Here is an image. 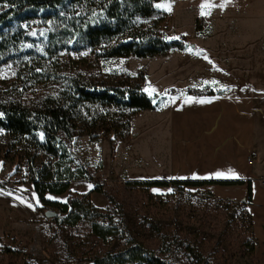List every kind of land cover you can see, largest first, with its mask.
I'll return each instance as SVG.
<instances>
[{
  "label": "rangeland",
  "instance_id": "374dc122",
  "mask_svg": "<svg viewBox=\"0 0 264 264\" xmlns=\"http://www.w3.org/2000/svg\"><path fill=\"white\" fill-rule=\"evenodd\" d=\"M208 2L155 3L157 11L168 17L160 26L164 37L179 40L183 48L149 58L96 61L89 49L51 51L48 37L57 35L59 24L41 14L5 27L0 39L10 52L9 61L0 68V104L39 110L62 107L71 112L79 134L55 139L59 153L67 152L61 169L82 176L79 183L84 186L101 188L91 202L105 215L94 218L104 228V238L98 240L90 224L65 225L66 214L58 207H46L48 215L58 216L55 222L33 205L17 203L12 190L26 196L31 189L25 157L33 154L42 159L44 140L41 134L21 136L0 128V184L7 185L6 190L0 188V264H92V259L135 245L171 264H264V230H254L253 199H247V192H238L236 187L242 185L229 186L234 191L228 197L217 192L215 186L219 185L176 190L150 187L143 180L126 177L117 170L124 160L119 154L116 159V149L130 135L112 148L116 135L99 138L97 132L114 121H125L131 111L123 105L112 108L105 102L82 100L74 87L75 82L110 83L144 75L143 91L148 96L173 99L175 108H182L188 101L191 107L193 100L197 106H206L199 101L230 98L258 83L264 86V0H210L215 6L203 9L208 14L201 15V5ZM12 5V0H0V15ZM137 25L149 26L150 21L138 20ZM195 86L215 94L191 97L186 89ZM170 90L178 93L169 95ZM142 113L130 121L142 118ZM57 157L54 165H63L60 155ZM126 161L128 171L142 172ZM46 198L56 199L52 194ZM39 206H43L40 201Z\"/></svg>",
  "mask_w": 264,
  "mask_h": 264
},
{
  "label": "trees",
  "instance_id": "16d2710c",
  "mask_svg": "<svg viewBox=\"0 0 264 264\" xmlns=\"http://www.w3.org/2000/svg\"><path fill=\"white\" fill-rule=\"evenodd\" d=\"M160 0H12L10 9L0 15V36L5 27L14 21L25 22L35 16L42 15L46 19L58 21L57 35H49L48 49L54 52L71 49L80 52L89 49L96 61L112 58H149L164 56L170 50L182 49L179 40L166 39L160 26L167 23L168 17L157 11L155 3ZM74 7L73 11L69 10ZM150 21V25H137V21ZM9 48L0 39V68L9 61ZM126 78V79H125ZM144 75L138 78L122 77L110 83L75 82V91L79 98L90 102H105L112 108L124 106L131 113L125 121H114L110 127L114 129L112 148L116 141L125 140L130 135V123L133 116L144 110L154 108L153 100L143 91ZM176 95L177 90L166 92ZM186 93L194 98L213 97L214 92L205 88H188ZM0 128L21 136L42 135L43 158L38 160L33 154L25 157L28 178L33 184L43 206L37 210L47 213V206H55L66 214L65 225L76 226L90 224V231L98 240L104 238L103 226L94 220L105 215L101 208L91 202V193H101L96 184L89 193L69 191L73 175L69 168L61 169L66 163L67 152L56 148L54 142L60 135L71 139L79 134L72 122L69 110L58 107L55 109H27L19 105L0 104ZM60 155L63 165H54ZM53 157V160H49ZM150 187L171 186L178 188L200 187L206 185L235 186L246 185L248 200H252V184L244 180H170L143 181ZM7 185L0 184L4 189ZM8 189V188H7ZM6 190V189H4ZM69 191L65 203L47 200V194L61 195ZM106 195L105 193H103ZM58 221V216L52 218ZM151 227H156L150 223ZM92 264H171L148 251L142 245L126 248L122 251L109 253L99 259L90 260Z\"/></svg>",
  "mask_w": 264,
  "mask_h": 264
},
{
  "label": "crops",
  "instance_id": "0c3cea01",
  "mask_svg": "<svg viewBox=\"0 0 264 264\" xmlns=\"http://www.w3.org/2000/svg\"><path fill=\"white\" fill-rule=\"evenodd\" d=\"M152 100L154 108L141 111L144 116L131 121L130 139L118 143L116 159L119 154L124 165L117 170L138 181H250L254 230H264V86L258 83L254 88L235 92L230 98L199 101L206 102V106H197L193 100L194 107L188 101V106L175 108L173 99L153 97ZM126 158L130 167H140L142 172L128 171ZM230 172L235 173V178L217 176L221 173L227 177ZM81 177L71 179L69 191L93 190L90 184L79 183ZM28 185L31 189L26 196L15 190L11 194L17 203L33 205L37 210L40 199L33 184L28 182ZM215 187L217 192L232 197L229 193L234 190L229 186ZM236 189L244 193L246 185ZM68 194H52L56 199L45 198L50 201L64 198L54 201L62 203ZM92 195L94 199L99 196L97 192Z\"/></svg>",
  "mask_w": 264,
  "mask_h": 264
},
{
  "label": "snow or ice",
  "instance_id": "6c2138e0",
  "mask_svg": "<svg viewBox=\"0 0 264 264\" xmlns=\"http://www.w3.org/2000/svg\"><path fill=\"white\" fill-rule=\"evenodd\" d=\"M214 6H215V5L212 4V3L210 2V0H209L208 3L202 4V5H201V7H202L201 15H206V14H208V13H206L205 11H203V9H205V8H211V7H214ZM172 39H178V37H173ZM151 91H155V89H152ZM217 176H218V177H223V178H235V173H231V172H230V173H229V176H227V177H224L223 174L218 173Z\"/></svg>",
  "mask_w": 264,
  "mask_h": 264
},
{
  "label": "built area",
  "instance_id": "2783aa9c",
  "mask_svg": "<svg viewBox=\"0 0 264 264\" xmlns=\"http://www.w3.org/2000/svg\"><path fill=\"white\" fill-rule=\"evenodd\" d=\"M113 135H114V129H112L111 127H108L106 129H100L97 132V136L99 138L111 139L113 137ZM51 159H53V157H51ZM19 173H20V171H19Z\"/></svg>",
  "mask_w": 264,
  "mask_h": 264
},
{
  "label": "bare ground",
  "instance_id": "6f19581e",
  "mask_svg": "<svg viewBox=\"0 0 264 264\" xmlns=\"http://www.w3.org/2000/svg\"><path fill=\"white\" fill-rule=\"evenodd\" d=\"M49 160H53V159H51V157H49ZM20 170H21V169H20ZM20 170H19V171H20ZM20 172L22 173V171H20ZM68 192H69V191H68ZM71 192H73V191H71ZM90 192H92V191H90ZM88 193H89V192H88ZM92 193H93V192H92ZM92 193H91V194H92ZM38 207H39V206H38ZM38 212H39V211H38ZM39 213H41V212H39ZM48 213H49V212L47 211L46 215H48ZM55 216H57V215L54 213V216H51V218H53V217H55Z\"/></svg>",
  "mask_w": 264,
  "mask_h": 264
},
{
  "label": "water",
  "instance_id": "95a60500",
  "mask_svg": "<svg viewBox=\"0 0 264 264\" xmlns=\"http://www.w3.org/2000/svg\"><path fill=\"white\" fill-rule=\"evenodd\" d=\"M48 216H49V217L54 216V213H50Z\"/></svg>",
  "mask_w": 264,
  "mask_h": 264
}]
</instances>
